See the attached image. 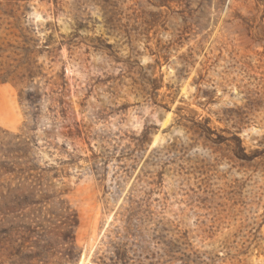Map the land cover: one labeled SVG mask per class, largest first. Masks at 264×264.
Segmentation results:
<instances>
[{
    "label": "rangeland",
    "instance_id": "374dc122",
    "mask_svg": "<svg viewBox=\"0 0 264 264\" xmlns=\"http://www.w3.org/2000/svg\"><path fill=\"white\" fill-rule=\"evenodd\" d=\"M84 252L264 264V0H0V264Z\"/></svg>",
    "mask_w": 264,
    "mask_h": 264
},
{
    "label": "bare ground",
    "instance_id": "6f19581e",
    "mask_svg": "<svg viewBox=\"0 0 264 264\" xmlns=\"http://www.w3.org/2000/svg\"><path fill=\"white\" fill-rule=\"evenodd\" d=\"M157 143V140L153 143V145L155 146ZM79 264H90L89 261H88V258H87V255L86 253L84 252L80 261H79Z\"/></svg>",
    "mask_w": 264,
    "mask_h": 264
}]
</instances>
